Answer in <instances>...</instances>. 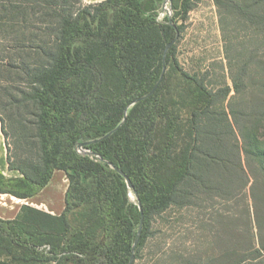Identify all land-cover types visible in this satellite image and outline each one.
<instances>
[{
    "label": "trees",
    "instance_id": "16d2710c",
    "mask_svg": "<svg viewBox=\"0 0 264 264\" xmlns=\"http://www.w3.org/2000/svg\"><path fill=\"white\" fill-rule=\"evenodd\" d=\"M164 2L0 0V51L5 53L0 66L28 85L17 90L20 99L9 86L3 109L21 102L32 107L38 142L30 175L10 161L0 116L8 166L22 174L5 178L0 173V193L30 197L55 169L68 178L60 214L24 205L15 218L0 217V264H128L137 240L134 264L151 234L153 217L182 205L192 195L193 181H202L192 170L196 160L222 161L224 154L246 175L249 135L242 132L239 144L232 100L258 89L264 103V63L259 86L250 89L255 81L250 85L246 80L247 62L227 48L235 94L230 114L217 110L230 88L214 93L205 74L178 68L175 58L182 31L177 17H187L191 1L169 0L173 15L160 17ZM217 4L229 7L222 0ZM33 20L40 27L28 32ZM256 53L264 59V48ZM158 81L151 94L125 112ZM179 101L188 112L184 123L175 109ZM256 129L250 136L254 147L259 144ZM224 132L233 138L229 145L217 141ZM79 144L85 152L77 151ZM261 229L260 222L256 236L248 229L244 254L232 264H259L253 254L260 250L256 244L262 247Z\"/></svg>",
    "mask_w": 264,
    "mask_h": 264
},
{
    "label": "rangeland",
    "instance_id": "374dc122",
    "mask_svg": "<svg viewBox=\"0 0 264 264\" xmlns=\"http://www.w3.org/2000/svg\"><path fill=\"white\" fill-rule=\"evenodd\" d=\"M190 1L192 9L187 17H177L182 24L175 47L178 68L191 74H205L206 83L214 93L228 86L229 94L222 101L221 96L215 106L230 114L229 104L235 92L225 50L231 48L241 53L239 59L247 62L249 68L246 80H250V85L255 81L250 89L257 88L264 63L256 53L264 48V0H222L228 8L219 6L217 0ZM166 14L173 15L169 2L163 6L160 17ZM34 27H40V23L33 20L27 31L36 32ZM1 54L5 55L0 51ZM29 62L30 68L33 67L32 57ZM9 86L15 90L7 89ZM27 87L24 79L8 75L0 66V116L5 121L10 161L32 175L30 166L38 159L32 107L21 102L8 111L3 109L8 100L7 90L20 99L17 90ZM256 90L238 94L232 100L239 144L243 142L242 132L249 135L247 142L244 139L250 151L248 157L243 155L246 175L238 173L224 154L222 161L196 160L192 170L202 181H193L192 195L184 197L182 205L171 206L153 217L151 234L134 264H232L244 254L248 229L256 236L258 222L262 228V247L256 244L260 250L253 256L259 264H264V118L260 117L264 103L262 94ZM176 106L184 123L188 118L187 109L180 101ZM254 127L259 140L255 147L250 142ZM232 139L224 132L217 141L229 145Z\"/></svg>",
    "mask_w": 264,
    "mask_h": 264
},
{
    "label": "crops",
    "instance_id": "0c3cea01",
    "mask_svg": "<svg viewBox=\"0 0 264 264\" xmlns=\"http://www.w3.org/2000/svg\"><path fill=\"white\" fill-rule=\"evenodd\" d=\"M104 0H82L85 4L99 3ZM0 173L5 178H15L21 175L8 166L7 148L0 124ZM68 186L66 173L55 169L48 183L36 194L20 198L9 193H0V217L13 219L24 205H28L45 212L58 215L65 206V193Z\"/></svg>",
    "mask_w": 264,
    "mask_h": 264
},
{
    "label": "water",
    "instance_id": "95a60500",
    "mask_svg": "<svg viewBox=\"0 0 264 264\" xmlns=\"http://www.w3.org/2000/svg\"><path fill=\"white\" fill-rule=\"evenodd\" d=\"M167 2H169V0H165V2H164V4H163V6L167 3ZM175 40H176V37L166 46V48H165V50H164V55H165V53H166V51L168 50V48L175 42ZM164 70H165V65L163 66V72H164ZM159 83V81L156 83V85L153 87V89L147 94V95H144V96H141V97H138L137 99H135V101H133L132 103H130L126 108H125V112L127 111V109L129 108V106H131L133 103H135V102H137V101H140V100H142L143 98H145L146 96H148L149 94H151L154 90H155V88H156V86H157V84ZM82 145L83 144H79L78 145V147H82ZM118 170V169H117ZM119 171V173H121V174H123V172L122 171H120V170H118ZM126 182H127V184H128V186H130V182H129V179L128 178H126ZM142 219V218H141ZM141 232V223H140V225H139V228H138V233H140ZM136 243H137V240H135V242L133 243V245H132V254H131V257H130V260H129V262H128V264H131L132 263V261H133V258H134V248H135V246H136Z\"/></svg>",
    "mask_w": 264,
    "mask_h": 264
},
{
    "label": "built area",
    "instance_id": "2783aa9c",
    "mask_svg": "<svg viewBox=\"0 0 264 264\" xmlns=\"http://www.w3.org/2000/svg\"><path fill=\"white\" fill-rule=\"evenodd\" d=\"M77 151H78L79 153H83V152H85V150H84L82 147H77Z\"/></svg>",
    "mask_w": 264,
    "mask_h": 264
}]
</instances>
